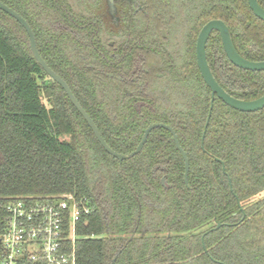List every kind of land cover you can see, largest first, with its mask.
<instances>
[{
    "label": "trees",
    "instance_id": "16d2710c",
    "mask_svg": "<svg viewBox=\"0 0 264 264\" xmlns=\"http://www.w3.org/2000/svg\"><path fill=\"white\" fill-rule=\"evenodd\" d=\"M1 1L31 25L41 56L112 149L131 153L150 123L164 122L175 129L190 171L186 183L183 157L164 128L153 129L131 158L109 154L37 62L25 29L0 10V196L86 197L91 214L78 230V264H110L119 249L114 264H264V109L242 112L216 96L211 110L199 69L193 81L179 65L158 80L167 87L162 99L138 88L129 95L118 74L128 66L111 63L109 35L90 9L99 0ZM169 1L188 30L198 34L221 19L243 57L264 60V21L248 0H194V11L192 0ZM209 46L223 88L243 100L264 94V71L232 64L217 31Z\"/></svg>",
    "mask_w": 264,
    "mask_h": 264
},
{
    "label": "flooded vegetation",
    "instance_id": "af4514ba",
    "mask_svg": "<svg viewBox=\"0 0 264 264\" xmlns=\"http://www.w3.org/2000/svg\"><path fill=\"white\" fill-rule=\"evenodd\" d=\"M171 2L113 0V7L110 6L109 0L91 3L90 9H94L100 17L98 24L103 32L109 35L107 44L110 47L111 63L114 66L119 63L128 66V70L121 69L118 74L126 80L131 89L127 90L129 95L134 94L138 88L153 101H158L156 98L162 99L164 94H167V87L164 86L163 89L158 85V80L171 71V66L176 68V65H179L180 72L185 77L193 81L196 79V45L202 28L198 34L194 32L193 27L188 30L186 23H183L180 15L172 8ZM194 3L192 0L190 4L192 11ZM111 9L114 10L112 13ZM212 34L213 32L206 44V57L213 73L212 56L209 53ZM237 84L245 87L241 81Z\"/></svg>",
    "mask_w": 264,
    "mask_h": 264
},
{
    "label": "built area",
    "instance_id": "2783aa9c",
    "mask_svg": "<svg viewBox=\"0 0 264 264\" xmlns=\"http://www.w3.org/2000/svg\"><path fill=\"white\" fill-rule=\"evenodd\" d=\"M90 201L73 193L0 196V264H78Z\"/></svg>",
    "mask_w": 264,
    "mask_h": 264
},
{
    "label": "water",
    "instance_id": "95a60500",
    "mask_svg": "<svg viewBox=\"0 0 264 264\" xmlns=\"http://www.w3.org/2000/svg\"><path fill=\"white\" fill-rule=\"evenodd\" d=\"M110 6L113 7V0H109ZM248 4L254 15L259 18L260 20L264 21V8L259 4L258 0H248ZM0 10L6 12L7 14L11 15L13 18H15L19 24L25 29L28 39H29V46L30 49L37 60V62L41 65L43 70L48 74V76L58 83L67 96L69 97L70 101L73 103V105L76 107V109L82 114L86 122L88 123L89 127L93 131L95 137L97 138L98 142L101 144V146L112 156H114L116 159L119 160V162H122L125 159L131 158L138 153H140L145 145V143L148 140V137L151 133V131L155 128H164L171 132L173 140L181 152V155L184 160L185 164V182H188V176L190 171V163L189 158L181 146L177 133L175 129L164 122H154L148 125V127L144 130V133L142 135V138L140 142L138 143L135 150H133L129 154H123L115 151L112 149L108 143L105 141L104 137L102 136L101 132L99 131L97 125L95 124L92 117L88 114V112L83 108L81 103L78 101V99L75 97L71 87L69 84L60 76L58 75L43 59L41 56L38 46L36 37L34 34V31L31 27V25L27 22V20L21 16L17 11H15L13 8L9 7L7 4L2 2L0 0ZM111 13L114 10H110ZM213 31H217L220 34L222 45L224 52L227 56V58L238 68L244 69V70H250V71H264V60L262 61H252L245 57H243L236 49L232 35L230 32V29L228 25L221 19H212L208 21L201 29L198 39H197V45H196V53H197V65L199 68V71L201 73V76L207 86L211 89L212 92V105L211 110L213 108V102L215 97L217 96L219 99H221L225 104L228 106L242 111V112H256L259 110L264 109V94L256 99L253 100H243L239 99L233 95H231L229 92H227L216 80L215 76L213 75L208 61L206 57V44L207 41ZM211 116V112L209 113L208 120L205 125V131L203 133L202 142H204L205 134H206V128L209 123V119ZM162 184L165 185V179L162 178ZM221 224L217 225V228H219ZM121 249L118 250L117 254L114 256L110 264H114L116 262V259L118 255L120 254Z\"/></svg>",
    "mask_w": 264,
    "mask_h": 264
},
{
    "label": "rangeland",
    "instance_id": "374dc122",
    "mask_svg": "<svg viewBox=\"0 0 264 264\" xmlns=\"http://www.w3.org/2000/svg\"><path fill=\"white\" fill-rule=\"evenodd\" d=\"M71 1H72V2L74 1V3H72L73 5H75L76 3L79 4V3H78V0H77V1H76V0H71ZM76 8L80 9L79 7H76ZM42 84H44V85H48V84H49V78H46V80L43 81ZM128 90H129V89H128ZM44 102L47 104V100H46V99H44ZM62 139H64V140H69L70 138H69V136H65V137H62ZM260 197H261V198L264 197V192L260 194Z\"/></svg>",
    "mask_w": 264,
    "mask_h": 264
}]
</instances>
